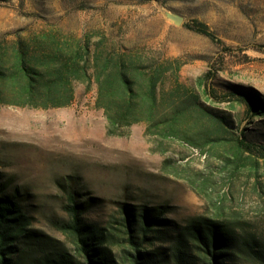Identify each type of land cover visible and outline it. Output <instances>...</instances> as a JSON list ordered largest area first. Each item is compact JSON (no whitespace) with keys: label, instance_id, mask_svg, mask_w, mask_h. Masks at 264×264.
<instances>
[{"label":"rangeland","instance_id":"obj_1","mask_svg":"<svg viewBox=\"0 0 264 264\" xmlns=\"http://www.w3.org/2000/svg\"><path fill=\"white\" fill-rule=\"evenodd\" d=\"M198 22L215 40L189 28ZM50 28L99 30L143 55L180 58L179 79L228 130L197 147L145 134L143 123L108 135L94 90L82 83L66 106L0 103V186L23 194L31 227L62 237L55 223L67 217L70 190L82 202L98 199L83 217L100 224L119 217L121 204L161 206L182 222L212 215L220 200L264 225V114L241 100L255 92L264 102V0H0V41ZM239 136L257 150L235 161Z\"/></svg>","mask_w":264,"mask_h":264},{"label":"trees","instance_id":"obj_2","mask_svg":"<svg viewBox=\"0 0 264 264\" xmlns=\"http://www.w3.org/2000/svg\"><path fill=\"white\" fill-rule=\"evenodd\" d=\"M188 26L215 40L206 24ZM182 64L178 57L143 55L99 30L81 36L53 28L18 34L0 41V103L66 106L75 83H82L94 90L108 135L143 123L145 134L197 147L216 140L228 123L179 79ZM241 100L253 115L264 114L255 92ZM233 141L235 161L257 150L240 136ZM19 198L18 189L0 186V264H264L263 221L242 218L220 200L212 215L182 222L163 216L167 211L161 206L136 211L121 204L119 217L100 224L83 217L86 203L98 199L82 202L70 190L63 205L67 217L55 223L62 237H56L30 226Z\"/></svg>","mask_w":264,"mask_h":264},{"label":"water","instance_id":"obj_3","mask_svg":"<svg viewBox=\"0 0 264 264\" xmlns=\"http://www.w3.org/2000/svg\"><path fill=\"white\" fill-rule=\"evenodd\" d=\"M171 17L178 23L181 18L179 16L171 15Z\"/></svg>","mask_w":264,"mask_h":264}]
</instances>
